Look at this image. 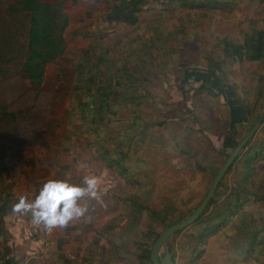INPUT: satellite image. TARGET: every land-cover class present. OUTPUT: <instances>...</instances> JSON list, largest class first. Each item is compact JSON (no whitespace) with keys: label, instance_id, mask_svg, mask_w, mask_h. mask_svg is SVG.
Masks as SVG:
<instances>
[{"label":"rangeland","instance_id":"1","mask_svg":"<svg viewBox=\"0 0 264 264\" xmlns=\"http://www.w3.org/2000/svg\"><path fill=\"white\" fill-rule=\"evenodd\" d=\"M219 1L226 4L183 8L168 0L143 5L141 0H59L69 20L64 31L68 51L58 64L62 69L57 74L50 70L42 88L52 92L51 103H42L40 110L42 117L53 113L64 121L60 126L50 122L46 130L65 153L75 155L74 168L63 171L67 179L80 183L85 176H94L97 195L85 197L81 202L88 211L63 228L47 231L32 222L25 230L7 219L0 254L3 243L19 264H142L139 254L151 246L155 234L197 206L236 146L226 136L230 127L243 124L239 135L246 134L264 109V99L254 106L264 79L259 40L264 0ZM128 7L142 8L129 22L118 18ZM95 38L114 60H125L131 52L145 58L142 64L132 60L147 78L137 108L130 100L115 104L108 125L98 128L100 138L77 114L69 117L65 108L66 103L71 108L73 84L68 55ZM216 62L221 71L211 69ZM240 100L253 106V116L246 117L239 109L230 113L231 106L242 105ZM42 117L31 119L35 120L28 130L31 142L41 141L34 134ZM253 133V143L264 138V116ZM102 150L107 154L103 156ZM110 157L121 161L123 173L114 164L106 165ZM239 167L227 173L228 190ZM254 173L252 186L264 194V158ZM60 175L64 173H56ZM152 211L158 215L167 211L169 224L160 226ZM239 214L207 240L195 263L189 262L190 231L172 235L166 243L175 253V264H261L254 260L256 254L249 258L240 250L264 219V197Z\"/></svg>","mask_w":264,"mask_h":264},{"label":"trees","instance_id":"2","mask_svg":"<svg viewBox=\"0 0 264 264\" xmlns=\"http://www.w3.org/2000/svg\"><path fill=\"white\" fill-rule=\"evenodd\" d=\"M147 1L141 0L142 5ZM168 4L175 7L192 8L217 7L226 3L219 0H168ZM141 9L136 10V7H128L127 11L123 12L124 16L118 18L129 22V19L140 12ZM0 11L7 15L11 14L0 16V37L2 41L0 54L2 59L4 56H9V54L14 56V61L1 60L2 63L12 62V64H8L7 68L2 67L0 73L1 95L3 97V94H6V100L2 102L0 111V140L24 146L27 144L25 142H31L32 137L28 134L29 129L22 127V123L27 119H38L44 115V112L40 110L41 101L46 106L51 103L52 92L40 88L39 85L42 82L45 65L55 60L64 51L65 40L62 32L68 24V18L62 11L60 2L19 0L13 4H6L5 0H0ZM13 15H16V17H13ZM108 19H112V16H109ZM262 22L260 51L261 55L264 56V16ZM12 37L16 41L14 46L11 45L9 49L7 40H12ZM6 38L8 39L6 40ZM80 57L74 65L75 79L72 85V100L74 107L79 108L80 117L88 124V129L90 128L100 138L98 134L100 129L98 128H101L100 125L106 126L108 115L114 113L112 106L130 100L137 108L138 103L143 99L142 86L143 81L147 78L143 75L141 69H136L137 66L133 65L134 59L132 60V57L138 59L136 61L140 64L144 62L143 59L145 58L139 57V54L135 56L131 52L125 57V60H114L107 49H100L98 46L86 49ZM19 67H22V74ZM216 68L220 69L217 62L214 63V68L211 69L215 71ZM9 73L11 76H8ZM22 75L28 78V82L24 80ZM9 77H13L12 81ZM261 82L262 85L260 84L258 87L254 101L255 107H257L259 100L264 99L263 78ZM9 89L10 92H8ZM29 94H32L30 102H22ZM240 101L242 103V100ZM252 107L250 103H242L237 108L231 106L230 113L239 109L237 112H243L246 117H251L253 116ZM237 112H234V114ZM136 115H138L136 119H140L139 114ZM256 116L255 114L254 118ZM23 117L25 118L23 119ZM230 120H233L232 115ZM29 122L28 125H31L32 128L35 120ZM241 125L237 126L238 128L230 127L229 134H226L234 141L235 145L245 136V134L239 135V130L243 128ZM254 137L255 133L224 173L217 186L216 194L211 198L201 215L188 227L175 233L178 234L185 230L190 231L192 237L190 253L188 254L190 263L199 260L210 237L232 223V220L240 215L239 213L243 211L246 205L264 197V194L256 191L251 183L255 175L256 164L264 158V138L253 143ZM102 148L104 149L103 145ZM106 154L107 152L102 150V155ZM112 164L119 168L120 173H123L125 168L119 159L110 157L106 165L112 166ZM238 164H240V167L235 173V184L228 190V184L225 183L227 173L235 169ZM224 187L228 191L224 190V192L219 193V188L223 190ZM222 194L223 196H221ZM153 214L158 215L156 212H153ZM244 214L246 213L242 215ZM167 216V211L157 216L160 226L169 224ZM157 235L158 233L155 234L154 240ZM1 250V264H19L14 252L7 244L3 245L2 243ZM169 251L174 260L175 253L171 248ZM149 253L150 246L141 250L139 257L142 264H152L149 260ZM240 253L249 258L256 254L254 260L264 264V219L259 226L257 225L250 231V238L246 246L241 248Z\"/></svg>","mask_w":264,"mask_h":264},{"label":"crops","instance_id":"3","mask_svg":"<svg viewBox=\"0 0 264 264\" xmlns=\"http://www.w3.org/2000/svg\"><path fill=\"white\" fill-rule=\"evenodd\" d=\"M5 1L6 4H13L19 0H5ZM40 1L51 2V3L59 2V0H40ZM2 15H7V14L0 11V16ZM109 16H111V14H109ZM13 17H16V15H13ZM64 31L62 32L63 37H64ZM7 39L8 38H6V40ZM12 40H7V44H9V46L7 47L9 49L11 48V45L14 46L16 41L14 37H12ZM259 40H260V31H259ZM1 42L2 41L0 37V48L2 46ZM92 46L95 48L96 46H98L100 49H107L108 51V47L104 43H102L101 41L95 38L93 41L83 46L80 51L76 52V54L68 55L71 59L70 66L72 68L73 80L75 79V71H74L75 63L79 58H81L80 56L82 52ZM67 51L68 48L65 40L64 51L62 52V54L58 56L55 60L48 62L45 65L42 82L41 85H39L40 88L45 86V84L47 85V81H49L51 76L50 70L55 69L56 70L55 74H57L59 70L62 69L61 65L58 64L59 62H63L62 59L67 54ZM3 59L8 61H14V56L9 54V56H4ZM3 59L0 54V73L2 67L7 68L8 64H12V62L2 63L1 60ZM49 66L52 67L49 69ZM21 68L22 67H19V71L22 74ZM8 76H11L10 73L8 74ZM53 76L56 75L53 74ZM9 78L10 81H12L13 77H9ZM0 80H1V76H0ZM24 80L28 82L27 77H24ZM8 92H10V89L8 90ZM71 93H72V87H71ZM70 98L71 99L73 98L72 95ZM30 99H32V94H29L25 99H23L22 102H28V101L30 102ZM4 100H6V94L4 93L2 97L0 90V111H1V104L2 102H4ZM41 107H42V102H41ZM65 108L66 111H69L68 113L69 117L74 118L76 117L75 116L76 114L80 117L78 110L79 108L74 107L73 100L71 101V108L68 106V103L65 104ZM114 108L115 107L112 106V110L115 113L116 111ZM25 117H23V119ZM58 118L60 117L52 113L38 120L36 124L38 130H36L34 135L37 137V139L39 138L41 140L40 142L24 141L27 144L24 146H19L15 143H10L0 140V239L2 236L4 237V232L7 229L5 227V222H4L7 219L15 221L12 222L14 223L12 224L13 226H18V225L25 226V230L26 228H28V226H30V224H33L32 219L30 218L31 217L30 213L15 212L12 209L13 204L18 200L20 196H25L28 199L34 198L35 193L38 191L39 187L42 185L44 181L48 179H65L68 177V175H66V173L63 172L66 169V167L70 166L74 168V166L76 165L75 155L74 154L70 155L67 152L65 153L64 152L65 149L62 148V144L58 145L54 139L48 137L46 128L50 129L48 127L50 122H53L54 126L55 124L60 126L62 122H64V121L56 120ZM110 119L112 118H110L108 115V118L105 123L106 126L108 125L107 121L109 122ZM30 120L31 119H27V121H24L22 123V127H25L26 129H30L31 125H28L30 123L29 122ZM63 125H65V123H63ZM21 130H23V128H21ZM46 170L49 171V175L46 173ZM58 172H62L64 173V175L56 176V173ZM13 230L14 229L10 228V231ZM25 232L27 234L29 233L27 231ZM47 238L48 237L45 236L42 239L45 240ZM78 256L81 257L82 254H79ZM79 261L84 263V261H82L81 258L79 259Z\"/></svg>","mask_w":264,"mask_h":264},{"label":"clouds","instance_id":"4","mask_svg":"<svg viewBox=\"0 0 264 264\" xmlns=\"http://www.w3.org/2000/svg\"><path fill=\"white\" fill-rule=\"evenodd\" d=\"M97 195V179L85 176L80 183L69 179H48L42 183L34 198L20 196L13 204L15 212L30 213L35 225H43L47 231L65 227L88 211L85 198Z\"/></svg>","mask_w":264,"mask_h":264},{"label":"water","instance_id":"5","mask_svg":"<svg viewBox=\"0 0 264 264\" xmlns=\"http://www.w3.org/2000/svg\"><path fill=\"white\" fill-rule=\"evenodd\" d=\"M263 116H264V109L262 110L260 115L256 118L255 122L252 124V126L245 134V136L234 147V149L226 158V160L223 162L217 173H215V176L213 177V180L211 181V184L205 196L199 202V204L189 214L181 217L179 220L175 221L174 223L172 222L171 224L165 226L158 233L156 239L153 241V243L150 246V253L148 255L149 260L150 262H152V264H174V260L172 259V254L169 251V246L166 243L167 240L176 232L188 227L201 215L206 205L209 203L211 198L216 194L217 186L221 181L222 177L224 176V173L227 171V169L229 168L235 157L238 155V153L245 148L247 142L250 140V137L254 135L253 132L256 131V128L260 124ZM161 249L164 250L162 255H160Z\"/></svg>","mask_w":264,"mask_h":264}]
</instances>
